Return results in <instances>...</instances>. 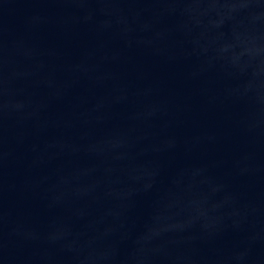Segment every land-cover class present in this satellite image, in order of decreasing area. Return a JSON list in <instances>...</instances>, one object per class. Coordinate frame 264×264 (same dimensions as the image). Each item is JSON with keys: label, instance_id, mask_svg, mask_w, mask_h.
<instances>
[{"label": "water", "instance_id": "water-1", "mask_svg": "<svg viewBox=\"0 0 264 264\" xmlns=\"http://www.w3.org/2000/svg\"><path fill=\"white\" fill-rule=\"evenodd\" d=\"M0 264H264V0H0Z\"/></svg>", "mask_w": 264, "mask_h": 264}]
</instances>
